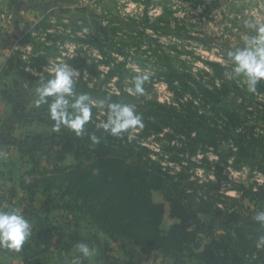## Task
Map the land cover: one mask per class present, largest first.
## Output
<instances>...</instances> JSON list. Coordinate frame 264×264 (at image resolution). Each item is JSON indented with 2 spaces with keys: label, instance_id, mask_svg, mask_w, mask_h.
Wrapping results in <instances>:
<instances>
[{
  "label": "trees",
  "instance_id": "16d2710c",
  "mask_svg": "<svg viewBox=\"0 0 264 264\" xmlns=\"http://www.w3.org/2000/svg\"><path fill=\"white\" fill-rule=\"evenodd\" d=\"M32 7L39 8L37 4ZM173 12L162 5L161 13L152 21L147 14L140 20L114 16L109 11L104 16H90L89 20L100 28L87 35L94 41H75L94 44L103 59L92 58L89 63L76 66L80 77L72 99L87 95L94 104L92 119L80 137L62 127L58 132L30 133L19 146L20 153L32 162L18 181L28 202H33L38 190L45 195V201L47 194L53 192L59 207L67 216L75 217L69 223L73 229L67 235V245L63 243L60 248L61 239H56V264H67L65 255L70 248L78 256L77 243L102 250L97 233L105 236V242L118 243L130 258L132 253L120 242L140 247L147 256L157 252L171 259L172 264H180L186 258L193 264H264V245L257 247L264 227L253 219L256 213L244 205L247 200L264 206V181L254 190L230 180L218 165L215 168L219 171L209 170L206 180L200 182L183 171L201 167L191 158L202 154L205 162V154L211 151L219 157L218 162H230L235 171L247 169L264 177V82L256 86L255 94L249 93L242 80L224 76L228 67L222 62L180 57L183 53L176 46L164 45L158 38L146 35V29L155 32L159 23L167 28V19ZM124 27L135 34L116 39ZM45 36V40L58 38ZM234 48L226 46L227 51ZM226 53L221 56L223 60ZM111 54L123 60L118 62ZM196 59L202 62L201 68L192 64ZM128 60L141 71L127 68ZM101 64L107 66L106 71L98 70ZM145 72L149 80L144 89L161 82L170 94L169 101H159L146 92L137 97L128 94L126 86L130 87L133 77ZM110 103L135 105L143 127L129 129L122 137L98 129ZM40 108L43 111L48 105ZM44 114L48 117V110ZM38 119L45 122L44 117ZM92 133L99 138L98 143L89 139ZM156 135L178 143L182 152H187V166L182 164L185 157L172 159L182 167L175 175L148 156L149 150L142 140ZM67 156L75 162L64 164ZM247 159L250 162L244 163ZM157 191L162 194V202L153 199V192ZM227 191H234L236 196L226 194ZM165 203L168 216L175 220L166 230L162 228ZM212 211L219 219L209 223L202 215ZM81 222L94 233L82 234ZM57 233L61 232L54 227L37 235L47 247ZM39 254H26L24 264H46L39 257L29 259Z\"/></svg>",
  "mask_w": 264,
  "mask_h": 264
},
{
  "label": "rangeland",
  "instance_id": "374dc122",
  "mask_svg": "<svg viewBox=\"0 0 264 264\" xmlns=\"http://www.w3.org/2000/svg\"><path fill=\"white\" fill-rule=\"evenodd\" d=\"M8 3H19V10L15 13V22L0 24V129L6 132L5 146L9 145L7 150L19 155L17 165L19 170L24 173L32 164L27 155H22L19 151L25 137L30 133L47 132L52 133L53 126L50 119L45 117L48 109L41 110L34 106L35 88L39 86L41 79H49L46 74L51 75V69L60 63H67L76 69L84 63H89L92 58L103 59L95 49L94 44L75 41V39H86L94 41L93 37L88 38V33L93 35L97 33L99 27L89 20L90 16H104L109 11L111 15H120L125 18H133L140 20L147 14L152 20L161 13V6L166 5L174 12L168 17V27H163V23H159V27L154 32L146 29V35L158 38L164 45H174L183 54L180 57H189L191 59L197 57L205 60H215L221 62V57L227 52L226 46L243 47L242 35L249 30L243 26L244 19H257L264 22V0H7ZM37 4L39 8L32 7ZM11 6H8L10 8ZM8 8H4L5 14ZM2 11V10H0ZM104 25V22H101ZM101 27V26H100ZM84 29H88L85 33ZM121 30V29H119ZM45 34L58 37L56 41L45 40ZM130 34V30L124 27L119 31L116 39H122ZM134 35V32H131ZM130 34V35H131ZM194 38L204 39L199 42ZM53 45V46H52ZM52 46V50H50ZM49 47V48H47ZM54 47V48H53ZM113 53V52H112ZM116 61L123 60V57L111 54ZM86 60V61H85ZM192 64L196 67H202L200 60H194ZM127 68L139 69L136 64L128 60ZM195 69L196 67L193 66ZM98 70L106 71V65H99ZM149 73V70H147ZM114 80L110 85L114 86ZM127 88L129 86H126ZM126 88V89H127ZM146 95H153L159 101H169L170 94L166 90V86L161 82H155L148 86L145 90ZM264 97V96H263ZM42 106V105H41ZM45 111V112H44ZM44 117L45 122L38 119ZM148 148V156L152 160L157 161L169 174H176L182 170L177 162L172 159L185 157L183 166H187L185 161L186 153L182 152L178 143L169 142L164 136H150L146 140H142ZM207 160L202 162V154H197L191 159L195 163L202 165L199 168L183 169L186 170L190 177L200 181L206 180V172L215 168L216 165L221 167L223 174H227L228 178L237 183H243L247 187L254 190L264 181V177L255 172H249L247 169L235 171L229 163L224 165L218 162L219 157L211 151L205 154ZM10 158V157H9ZM232 158H230V161ZM14 161V158L8 160ZM72 156H67L64 164L74 163ZM218 162V163H217ZM250 162V159L244 163ZM12 164V162H10ZM14 166V165H13ZM211 177V176H210ZM214 179V177L212 178ZM225 181V180H223ZM225 185L226 182H223ZM228 195L236 196L234 191H227ZM153 199L156 202H162L163 197L160 192H153ZM260 203V202H259ZM244 202L248 206L250 212H259L264 210L261 204ZM229 206L233 205L228 202ZM32 204H27V209ZM47 208H53L51 211H64L58 204V199L53 192L47 194V201L44 205ZM41 206V207H43ZM232 207V206H231ZM247 209V211H248ZM28 211V210H26ZM42 211H46V208ZM57 215L59 222L64 225V229L58 228L54 239L49 241L51 247L56 245V239L60 237L59 246L62 248L63 243L67 239L68 233L72 231L66 224L73 223L75 217ZM205 221L211 223L214 219H219L218 215L212 211L211 214L202 215ZM227 221L229 218H224ZM68 221V223H67ZM173 222L168 216V205L165 203V215L162 221V228L166 230ZM84 223H80L81 227ZM56 232V231H55ZM94 233V230L88 227V235ZM99 234V233H97ZM102 235V234H100ZM100 243V257H105L109 264H116L120 258L113 255L116 252L114 246H110L112 241L105 242V236L98 237ZM55 241V242H52ZM99 243V244H100ZM121 243V242H120ZM65 246L67 243L64 244ZM48 247L45 254L46 259L51 258L55 252ZM111 247V248H110ZM96 249H98L96 247ZM74 249L70 248L66 253V257L71 258ZM120 257V256H119ZM150 257V264H172V260L162 257L157 252H153ZM161 260L156 262V258ZM89 257L88 259H91ZM86 259V258H85ZM126 261L124 264H126ZM180 264H193L191 259L186 258ZM253 264V263H250Z\"/></svg>",
  "mask_w": 264,
  "mask_h": 264
},
{
  "label": "clouds",
  "instance_id": "9594fccd",
  "mask_svg": "<svg viewBox=\"0 0 264 264\" xmlns=\"http://www.w3.org/2000/svg\"><path fill=\"white\" fill-rule=\"evenodd\" d=\"M243 26L249 30L242 35L241 48L236 47L227 51L226 60L221 62L228 67L224 76L229 80L240 79L246 85L249 93L255 94L257 85L264 82V22L257 19H244ZM87 33L88 29H84ZM139 72V69L136 70ZM80 72L67 63L55 65L51 69V78L41 79L35 88L34 106L48 105V117L53 122V130L60 131L63 127L74 133L76 137L83 135L85 125L92 119L94 106L90 98L79 95L74 100V85ZM149 80L147 72L136 75L132 84L127 88L130 96L144 95V84ZM51 98V99H49ZM142 117L135 110V105L124 103H110L107 106L105 119L97 125L109 135L122 137L129 129L142 128ZM93 144L99 142L94 134H89ZM253 219L264 227V210L257 212ZM32 235V224L22 216V210L7 202L0 204V249L18 253L24 243ZM264 245V236L259 238L257 247ZM76 256L72 264H83L84 258L94 255V249L87 244L75 245Z\"/></svg>",
  "mask_w": 264,
  "mask_h": 264
},
{
  "label": "crops",
  "instance_id": "0c3cea01",
  "mask_svg": "<svg viewBox=\"0 0 264 264\" xmlns=\"http://www.w3.org/2000/svg\"><path fill=\"white\" fill-rule=\"evenodd\" d=\"M19 3H8L7 0H0V24L15 22V13L19 10ZM8 6H11L8 8ZM4 8H8V12L5 14ZM4 129H0V204L7 202L13 207L19 208L22 210V216L24 219L29 220L32 224V237L27 240L22 246L21 250L16 253L9 250L0 249V264H24V256L27 254L28 256L33 253L40 252L39 255H35L30 260L39 257L42 261L44 260L46 264H56L58 262V258L56 256L57 250L55 247H51L50 245L46 247L44 241L38 237V233L46 230H50L51 228H61L64 229V225L59 222V219L56 217L57 215H64L65 211H51L53 208H47L44 205L45 195L41 192V190L36 191L34 194L33 202L29 209H27V204L29 203L26 199V193L20 189L18 181L20 175H22V171L19 170L17 162L19 160V155L11 152V150H7L9 145L5 146V134ZM14 158L12 164L8 161L10 158ZM14 165V166H13ZM43 206V207H41ZM46 208V211H42ZM28 210V211H26ZM67 216V215H66ZM68 217V216H67ZM66 228L73 229L72 225L66 224ZM81 233H88V227L85 224L81 227ZM99 233L98 236L102 237ZM52 242H54L52 240ZM125 245L128 250L132 253V258L128 256L122 248L117 245L115 248L116 252H112L113 255H117L120 260L116 264H124L126 261L129 264H150L152 262V258L142 253V250L138 246H133L124 241L121 242ZM115 243H111L110 246H114ZM48 247H51L55 254L46 259L45 254L47 253ZM111 248V247H110ZM94 249V255L91 259L86 258V264H109L105 257H100V252L96 249V246H92ZM120 256V257H119ZM66 257V255H65ZM75 256L71 255V258L66 257V263L72 264ZM161 258L157 257L156 262H159Z\"/></svg>",
  "mask_w": 264,
  "mask_h": 264
},
{
  "label": "built area",
  "instance_id": "2783aa9c",
  "mask_svg": "<svg viewBox=\"0 0 264 264\" xmlns=\"http://www.w3.org/2000/svg\"><path fill=\"white\" fill-rule=\"evenodd\" d=\"M264 3V2H263Z\"/></svg>",
  "mask_w": 264,
  "mask_h": 264
}]
</instances>
